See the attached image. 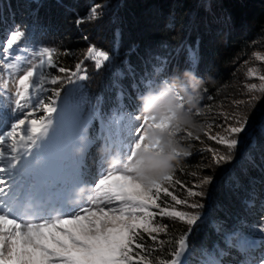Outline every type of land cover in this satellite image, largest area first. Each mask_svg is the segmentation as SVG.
Listing matches in <instances>:
<instances>
[{"label":"trees","instance_id":"16d2710c","mask_svg":"<svg viewBox=\"0 0 264 264\" xmlns=\"http://www.w3.org/2000/svg\"><path fill=\"white\" fill-rule=\"evenodd\" d=\"M93 7L99 18L90 20ZM16 30L53 50L50 69L56 81L70 80L77 64L95 63L90 47L114 55L111 64L100 70L88 66L85 73L84 84L100 107L118 105L106 96L126 92L131 78L164 64L162 74L171 82L213 95L232 121H253L242 143L223 147L228 149L223 156L210 142L186 143L188 155L180 156L172 182L164 187L187 204L178 205L164 193L157 203L199 219L189 225L161 217L156 208L165 231L153 233L156 241L141 231L137 243L144 250L139 255L150 264L171 261L179 238L186 236L188 258L182 264H210L231 254L239 234L254 232L264 218V0H0V43ZM189 47L195 49L196 61L189 59ZM59 67L71 71L60 73ZM220 157L226 159L217 163ZM206 177L211 179L203 183ZM189 189L202 195L188 197Z\"/></svg>","mask_w":264,"mask_h":264},{"label":"rangeland","instance_id":"374dc122","mask_svg":"<svg viewBox=\"0 0 264 264\" xmlns=\"http://www.w3.org/2000/svg\"><path fill=\"white\" fill-rule=\"evenodd\" d=\"M12 32H8L0 43V135L10 131L12 124L26 116L28 119L37 120L43 116L47 131V135L34 136L35 143L29 140L21 141L20 134L26 133L27 125L21 126L17 130L18 135L14 145L9 137H5L4 141L0 142V151L4 152V156L0 158V169H4L0 171V180L4 181V184L0 185L4 188L0 193V210L11 207L10 215L13 218H21L22 223H40L44 219L63 218L67 214H74L81 207L91 206L87 201L96 198L94 185L99 178H102L98 173L106 174V170L110 169L109 157L119 151L126 158L130 154V146L134 145L138 135L143 133L140 125L146 113L142 111L141 98L148 93L172 90L176 96L179 94L183 97L182 101L177 99L186 110L190 108L184 103L186 94L190 93L197 97L198 105L191 110L202 124L203 130L190 136L189 130H182L179 135L186 137L185 144L195 140L202 145L210 142L217 146V150L220 149L218 153L216 152L217 156H223L228 150L223 147L228 146L219 143L220 136L237 139L238 145L242 143L244 135L251 132L253 121L246 119L247 124L238 135L228 133L226 131L228 125L237 127L240 125L230 117L225 119L228 116L221 109L222 103L214 102L213 95L207 97L194 90L189 84L179 86L171 82L169 77L162 74L164 64H156L154 71L148 75H136L131 78L127 83L130 90L126 88V92L118 90L106 96L108 101L117 102L118 105L114 106L109 102L100 107L96 95L90 93L93 90L89 91L87 84H84L87 81L86 76L88 77L85 73L88 66L94 65L93 68L100 70L101 67L111 64L114 55L93 46L91 58L95 59L96 53L103 51L108 54L109 59L99 68L96 62L86 60L81 68L75 71L74 75L72 74L70 80L53 83L57 75L53 69H50L47 56L41 55L46 47L25 39L24 33L21 32L23 35L11 48H8L7 40ZM188 51L189 59L196 61L195 49L189 47ZM158 57L160 60H165L162 56ZM42 60L43 65H41ZM8 64L14 67L9 69ZM33 66L36 67V73L31 78V82L38 84L39 87H31L25 92L20 88L18 80ZM41 73L44 77L42 80ZM18 93H22L23 98ZM17 100L23 107H17ZM44 104H50L56 111L47 113ZM84 135L88 137L87 148L80 152L77 149ZM212 136H217V140H212ZM102 147L104 151H100ZM38 152L43 155L38 167L36 170L25 172L24 164L32 161ZM84 186H87V191L81 194L78 190ZM49 192L59 194L65 203L58 200L57 203L50 205L43 204L40 198L36 199L40 195L47 196ZM68 192L69 195L66 194ZM237 196L240 199L243 194ZM11 204H14L16 209ZM150 210L157 214L155 207ZM159 220L156 215L152 223L164 228ZM262 224L264 218L253 228V233L239 234L238 245L233 247L228 257L224 260L220 259L219 264H245V262L261 264V261H264V232L260 230ZM212 245L213 243H210V247ZM187 258L185 252L181 264L185 263ZM199 261V264H204Z\"/></svg>","mask_w":264,"mask_h":264},{"label":"snow or ice","instance_id":"6c2138e0","mask_svg":"<svg viewBox=\"0 0 264 264\" xmlns=\"http://www.w3.org/2000/svg\"><path fill=\"white\" fill-rule=\"evenodd\" d=\"M98 18L97 7L91 8L88 19ZM82 22L77 20V23ZM22 35L19 30L13 31L7 40V47L11 48ZM93 51L94 49L91 47L88 49L90 57ZM41 55L47 56L49 65L53 64V50L45 48ZM190 55L195 54L190 53ZM108 59L107 53L103 51L96 53L97 68ZM43 63L42 60L41 65ZM7 67L12 69L14 66L8 64ZM76 68L80 69L81 65L77 64ZM58 71L65 73L71 70L59 67ZM35 73L36 67L33 66L19 77L18 84L23 91L27 92L31 87H39L38 84L31 82ZM43 78L41 73L40 79ZM56 79L58 78L53 79V83L56 82ZM5 88H7V84H5ZM18 95L23 98L22 93H18ZM177 98L183 100L179 94H177ZM16 104L18 108L23 107L19 100L16 101ZM44 109L47 113L56 111L50 104H44ZM136 119L139 120L140 117H136ZM235 122L240 126L228 125L226 129L232 135H238L247 124L246 118L242 117L235 118ZM26 125V133L20 134L21 141L29 140L35 143L34 136L47 135L43 116L40 120L28 119L26 116L12 124L10 131H5L0 135V142H3L5 137H9L14 145L18 135L17 130ZM140 127L143 133L139 134L137 141L130 146V154L126 156L128 162L135 159L136 150L142 146L146 149L159 150L158 142L145 143L148 133L153 128L171 127V124L168 120L158 119L154 114H145ZM188 135H192L191 132ZM211 139L215 141L217 136H212ZM219 143L234 148L238 141L234 138L220 136ZM13 151H15L14 147ZM183 155L186 156L188 153ZM3 156L4 152L0 151V158ZM220 159H226V157L218 158L217 163L220 162ZM0 171H4V169H0ZM98 175L102 178H99L94 185L96 198L87 201L91 206L81 207L74 214H67L63 218L44 219L40 223H22L21 218H13L10 215L11 207L0 210V264H150L146 255H139V252L144 250V244L137 243V240L142 239L140 232L148 234L152 241H156L157 236L153 233L165 231V228L152 223L157 214L151 211V208L160 209L161 217L177 218L189 225L199 219L198 214L194 215L167 207L161 208L157 203L160 194L164 193L178 205L187 204L186 199H178L176 195L169 192L167 187L163 186L165 183L172 182V172L166 174L162 179L145 183L134 174V170L126 163L119 168L110 166V169L106 170V174L100 172ZM210 179V177H206L202 182L208 183ZM2 184L4 181L0 180V185ZM3 191L4 188L0 187V193ZM194 195H202V193H196L191 189L187 191L188 197ZM190 206L192 208L201 207L198 204ZM260 230L264 232V224L261 225ZM186 251V236H181L172 260L160 261L159 264H181V259ZM210 264H219V261H211ZM261 264H264V261H261Z\"/></svg>","mask_w":264,"mask_h":264},{"label":"clouds","instance_id":"9594fccd","mask_svg":"<svg viewBox=\"0 0 264 264\" xmlns=\"http://www.w3.org/2000/svg\"><path fill=\"white\" fill-rule=\"evenodd\" d=\"M142 111L148 115H156L158 119L170 121L171 127L153 128L149 131L145 143H159L160 148L146 149L143 146L136 150V157L132 161H126L121 152H114L108 159L111 167H123L126 163L134 170V174L145 183L162 179L172 172L182 154L188 153V146L184 143L186 137L179 135L182 130H189L196 135L203 130L202 124L191 110L197 107L198 99L195 95L186 94L185 109L178 101L172 90H163L160 93H148L141 98ZM87 135L81 137V145L78 151L87 148ZM100 151H104L103 147ZM81 194L87 191V186L78 190Z\"/></svg>","mask_w":264,"mask_h":264},{"label":"bare ground","instance_id":"6f19581e","mask_svg":"<svg viewBox=\"0 0 264 264\" xmlns=\"http://www.w3.org/2000/svg\"><path fill=\"white\" fill-rule=\"evenodd\" d=\"M43 157V155H41V153L40 152H38L37 153V155L34 157V159L32 160V161H30V162H28L26 165L24 164V166L23 167H25L23 170L25 171V172H30V171H33V170H36V168L38 167V165H39V162H40V159ZM66 194H68L69 195V192L68 193H66ZM64 197H68L67 195H64ZM38 198H40V200H42V203L43 204H46V203H48V204H55V203H57V201L59 200L61 203H65L63 200V198L62 197H60V195L59 194H57V195H55V193H52V192H49L48 194H47V196H43V195H40V196H38L36 199H38ZM60 198V199H59ZM17 202V201H16ZM59 202V203H60ZM12 205V207L14 208L15 207V205L14 204H11ZM14 209H16V208H14ZM24 209V208H23Z\"/></svg>","mask_w":264,"mask_h":264}]
</instances>
